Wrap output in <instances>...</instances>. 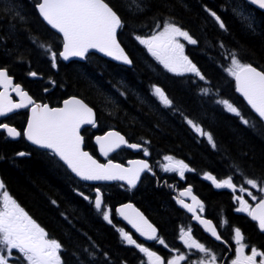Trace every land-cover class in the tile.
I'll use <instances>...</instances> for the list:
<instances>
[{
    "label": "trees",
    "instance_id": "obj_1",
    "mask_svg": "<svg viewBox=\"0 0 264 264\" xmlns=\"http://www.w3.org/2000/svg\"><path fill=\"white\" fill-rule=\"evenodd\" d=\"M37 1L0 0V54L17 76L36 72L42 77L38 82L51 81L60 96L73 92L90 101L97 99L100 110L109 118L104 120L107 126H115L129 139L144 143L155 155L185 160L194 174L231 176L235 183L248 178L264 180V123L237 95L233 78L224 71L230 65L227 54L231 51H236L242 62L264 71V12L244 0H142V11H129L128 0H106L124 22L118 38L133 66H121L90 54L85 62L58 60L55 72L50 53L40 45H51L52 51L57 52L61 38L40 19L35 9ZM238 5L255 17L254 32L232 11ZM206 9L221 16L227 31L219 28ZM170 18L198 41L195 45L185 43L184 52L205 76L204 81L194 74L180 76L159 68L155 71L149 65L144 46L135 37L150 35L156 30L157 21ZM221 43L224 47H220ZM152 85L164 90L173 101L172 107L161 106L153 98ZM205 87L212 94L202 95L200 89ZM220 98L237 106L250 124L242 123L215 103ZM185 117L210 132L216 147L195 133ZM14 149L12 143H0V178L48 237L62 245V264H142V252L121 238L119 229L127 232L128 228L110 226L76 192L74 178L64 168L32 152L29 156H16ZM104 189L105 204L112 208V223L121 221L114 207L132 199L147 209L161 228L173 232L178 213L163 192L149 187L137 199L131 198L118 183ZM223 195L216 196L225 199ZM219 203L213 198L209 204L214 211ZM10 264H23L15 250Z\"/></svg>",
    "mask_w": 264,
    "mask_h": 264
},
{
    "label": "snow or ice",
    "instance_id": "obj_2",
    "mask_svg": "<svg viewBox=\"0 0 264 264\" xmlns=\"http://www.w3.org/2000/svg\"><path fill=\"white\" fill-rule=\"evenodd\" d=\"M247 4L256 6L264 11V0H245ZM129 11H142V0H128L127 5ZM40 15L55 30L62 34L63 50L59 53L52 51L51 45H43L46 52L51 55L53 66L57 56L68 60L70 57L85 58L90 50H98L108 57L121 62L125 65H131L133 61L126 54L117 39V31L124 27L120 15L106 2V0H39L36 4ZM210 16L218 24L219 28L227 31V27L221 16L216 11L206 9ZM234 14L239 17L242 24L250 31L254 32L255 17L248 13L243 5H238L232 9ZM17 17L22 19L20 14ZM154 30L147 36H136V40L140 44L146 46L148 53L163 66L168 72L183 76L185 74H194L199 80L204 81L206 78L197 68V66L184 53L185 44L181 42V38L188 44H197L198 41L180 26L174 19L157 21ZM220 47H224L223 43ZM230 65L224 68V71L234 79L235 88L246 100L253 113L264 122V71L258 70L251 63H244L240 60L236 51L227 54ZM36 76V73H31ZM0 85L7 90L12 85V78L8 75L6 69L0 68ZM12 90L20 96V102H13L7 91L0 92V117H5L14 109H20L32 105V115L28 120L27 128L23 135L34 145L49 150L74 173L77 177L84 181H110L121 180L127 181L130 187H135L137 180L140 178L141 172L151 168L147 161L138 160L131 161V167H124L120 164H114L109 161L102 164L94 159L89 153L81 148L83 138L80 135V127L83 124L95 126V118L93 109L85 104L82 100L72 97L64 101L63 107L50 108L48 105L34 104L32 98L24 92L19 84H16ZM153 95L165 107H172L173 101L165 94L164 90L156 85L151 86ZM200 92L204 96L212 94V90L205 87ZM123 95V93H121ZM215 103L222 105L223 108L239 117L242 123L248 125L250 121L246 119L239 108L231 103L228 99H217ZM187 124L202 137H206L207 141L213 148L216 144L210 132L205 131L198 123L185 117ZM254 126V125H253ZM0 130L6 132L7 137L16 138L21 135L15 127H10L7 123H0ZM97 143L100 144V151L107 156L110 151H114L122 144L130 148L141 149L140 144H128V142L116 132H108L104 136L96 137ZM145 155H148L147 148L142 149ZM18 155H25L21 152ZM168 164L164 165V171L177 172L181 178L184 177L185 171H192L183 160H177L172 156H165ZM205 179L210 181L216 188H227L233 191L237 190V185L233 183V177L227 179H218L211 173H204ZM244 184L250 185L253 189H259L264 193V180L245 179ZM244 184L239 186L241 193L247 192L253 201L258 198ZM4 185L0 182V189ZM79 195L83 199L93 204L96 212L100 214L105 221L112 223L111 210L104 205L103 194L99 188L95 189L94 200L90 196H86L83 192ZM180 196H191L192 201L196 205L185 203L183 199L177 202L188 212L192 213V218L201 224H204L207 230L217 240L221 239L215 226L211 220H205L197 214L204 211V205L192 195L191 187L184 189ZM235 200L239 203L236 208L237 212L247 213L252 220L258 221L259 229L264 231V197L260 198L255 208H252L244 197L236 196ZM55 203V201H53ZM132 205H122L116 209L119 215L129 222L147 239L157 241L161 245H165L163 239L156 234V229L144 219L143 215L138 211L135 212V218H130L127 214L128 209H132ZM225 223H227L225 221ZM121 238L129 245H135L140 252L146 253L149 264H180L182 261H188L189 257L179 250L176 256L171 259L157 255L156 252L150 251L149 248L138 244L133 237L123 228L119 229ZM179 239L183 241L184 246L188 250H196L199 253L208 254L207 258H201L194 264H216L217 256L211 252L204 244L192 237L191 227L185 231L180 229ZM234 240L237 245L235 249V258L231 264H264V251L258 250L256 247L250 248V254H244L245 248L249 246L244 243V236L240 228L234 229ZM167 247V245H165ZM15 252L20 254L23 264H62L59 255L62 245L56 239H50L48 233L41 227L10 195L7 191L3 192L0 197V264H10ZM257 257L260 259L257 260Z\"/></svg>",
    "mask_w": 264,
    "mask_h": 264
},
{
    "label": "flooded vegetation",
    "instance_id": "obj_3",
    "mask_svg": "<svg viewBox=\"0 0 264 264\" xmlns=\"http://www.w3.org/2000/svg\"><path fill=\"white\" fill-rule=\"evenodd\" d=\"M59 50L57 51V53L59 52ZM1 56L2 55L0 54V68L7 70L8 75L12 78V85L9 86L7 90L4 88L3 85H0V92L7 91V94L11 97L12 101L17 103L20 101V96L16 92H14L12 88L16 84H19L21 89L24 92H27L32 97L34 104H48L50 107L61 106L63 100L68 97H77L81 99L84 103H86L90 108L93 109L95 118V126L85 124L80 128V135L83 138L84 149L88 150L95 158H97L101 162H105L106 160H113L122 164H127L128 161L132 159L147 161L151 168V171L145 170L142 173L140 181L136 185V187L122 185L124 190L129 193L131 198L140 199L139 194H141V192H143L145 189L149 187L158 189L159 191L163 192L166 197H168L172 205L176 208V212L178 213L177 219L174 224L173 232L169 233L164 228L160 227L161 225L159 224V222L152 216V214L147 209L146 211L143 210L132 199L123 201H132L144 212L147 218L156 226L157 236L164 240L165 245H167V247H165V245H161L157 241H144L140 239L139 236H137L128 227L129 225L123 222V220L115 211V207L123 202H120L114 207V212L121 221L119 223H109L110 226H126L128 228L127 232L132 237H137L138 241L134 237L133 239L136 240L138 244H142L144 247L149 248L150 251L156 252L157 255L165 258V260L171 259L173 256L177 255V252L173 251L174 249L185 253L186 255H188L189 260L182 261L180 262V264H194V262H197L201 258H207L208 256V254L206 253H199L196 250H188L184 246L183 241L179 239L181 228H184L185 231H187L188 228L191 227L192 237L198 240L200 243L204 244L208 249L211 250L213 254L217 256L216 264H231L232 259L235 258V249L237 245L234 240V229L236 227L240 228L244 236V243L249 246L248 248H245L244 254H250V248L253 246L256 247L258 250L264 251V232L259 229V225L255 221H253L247 213L236 211V208L240 206L239 203L235 200L236 196L242 195L244 199L248 201L252 208L256 206L258 200L261 198H258L257 201H250L251 199L249 198L247 193H241L239 191V186L244 184V181L241 183H235L233 181V183L237 185V190L233 191L227 188H216L210 181L205 179L203 174H194L193 170H186L184 177L181 178L177 172L164 171V165L169 163L168 161L164 160V157L171 155H155L151 153L150 148H148V146H146L144 143L142 144V148L138 150H132L123 145L117 151L111 153L110 155L101 156L99 153V145L97 144L96 137H102L109 130L116 129L125 137V140L128 143H135L136 141L129 139L128 136L124 134L121 130H119L117 127L107 126L106 123H104V120L107 119L108 116L103 110H100L101 103L97 99L95 101H90L89 98L85 95L73 92L68 93L64 96H60L57 94V92H55V84L51 83V81L49 82L45 80L38 82V80L42 77L36 72V76L31 75V73L33 72L29 73L27 76H25L24 73H19L17 76V74L13 70L9 69L8 63L4 62ZM49 60L53 70L56 72L57 69L53 66L51 56L49 57ZM57 61L58 60H56V62ZM158 103L161 106H164L162 103H160V101ZM31 107L32 105H29L28 107L14 110L8 113L5 117H0V123H7L10 127H15L18 131L21 132V135L19 137L10 138L7 137L6 132L4 130H0V143L4 144L5 146L10 145L12 143L15 147L13 151H15L14 155L16 156H21L18 155L21 152L25 153V155L23 156H29L32 152L34 154L43 156L46 160L57 165L60 169L63 170L64 168V171L74 178L73 187L76 186V192L78 194L80 192H83L86 196H90L94 200L95 189L99 188L103 192L104 205L110 210H112L109 205L105 204L106 199L104 197V186L106 185L90 184L80 181L78 178H76L73 174L69 172V170L58 159L57 156H55L47 149L33 146L31 142L26 138V136L23 135L24 130L27 128ZM143 148H147L148 155H145L144 151L142 150ZM174 158L177 160H182L176 157ZM183 161L186 163L185 160ZM227 178L228 177H221L218 179ZM2 183L4 185L3 189L9 192L4 182ZM244 186L248 189L250 188L249 185L244 184ZM188 187H191L192 195L196 196L197 199L201 201L204 205V211L199 212V210L197 209V214L200 215L203 219L211 220L213 222L214 226L218 231V234L221 236L220 240H217L215 237L208 234L202 226H200L194 221V219L192 218L193 214L189 213L187 209L183 208L177 202L178 199H183L185 203L193 204V206L196 207V205L191 199V196H180V193ZM1 192L2 189H0V193ZM220 193H224L223 197L225 196V199L216 196ZM213 198L217 201H220L218 207L214 211L209 204L210 201L213 200ZM88 203L90 202L88 201ZM237 217H241L242 219H238ZM225 221L227 223H225ZM143 259H145L146 264H149V259L146 253H144ZM259 259L260 258L257 257V260Z\"/></svg>",
    "mask_w": 264,
    "mask_h": 264
},
{
    "label": "water",
    "instance_id": "obj_4",
    "mask_svg": "<svg viewBox=\"0 0 264 264\" xmlns=\"http://www.w3.org/2000/svg\"><path fill=\"white\" fill-rule=\"evenodd\" d=\"M39 2V1H38ZM37 4V3H36ZM251 6H253V5H251ZM253 7H255L257 10H260V9H258L256 6H253ZM35 9H36V11H37V14L39 15V17H40V19L44 22V24L48 27V28H50L53 32H55V33H57L59 36H60V38H61V40H62V45H61V49H60V51H62L63 50V37H62V34L61 33H59L57 30H55V29H53L52 27H51V25H49L48 23H47V21H45L44 19H43V17L40 15V13H39V10H38V8H36V5H35ZM260 11H262V10H260ZM262 12H264V11H262ZM119 15V14H118ZM119 30L120 29H118V31H117V39H118V41L120 42V40H119V38H118V32H119ZM120 45H121V47L125 50V52H126V54L129 56V58L132 60V58H131V56L129 55V53L127 52V50L125 49V47L123 46V44L120 42ZM59 51V52H60ZM90 53H94V54H97V55H99V56H101V57H103V58H105L106 60H109V61H111V62H114V63H116V64H119V65H123V66H125V67H129V68H131L132 66H133V63L131 64V65H125V64H122L121 62H119V61H116V60H114L112 57H108L107 55H105L104 53H100L98 50H90L89 51V53L88 54H90ZM87 54V55H88ZM87 55H86V57H87ZM86 57L85 58H80V57H70L68 60H64L62 57H59L60 58V60L61 61H63V62H66V63H68V62H70V61H73V60H75V61H81V62H84V61H86ZM133 61V60H132ZM253 65V64H252ZM254 67H256L258 70H261V69H259L257 66H255V65H253ZM262 71V70H261ZM233 81H234V79H233ZM234 85H235V81H234ZM235 90H236V88H235ZM27 93V92H26ZM236 93H237V95L244 101V103L250 108V106L247 104V102H246V100H245V98L240 94V93H238L237 91H236ZM28 94V93H27ZM28 96H30L29 94H28ZM31 97V96H30ZM32 98V97H31ZM70 98H72V97H68V98H66V99H64L63 100V102H62V105L61 106H56V107H50L48 104H46V105H48L50 108H60V107H63V105H64V101L65 100H68V99H70ZM77 98V97H76ZM77 99H79V98H77ZM79 100H81V99H79ZM32 101H33V99H32ZM20 102V101H19ZM19 102H17V103H19ZM37 104H39V103H37ZM86 104V103H85ZM41 105V104H40ZM32 108V107H31ZM21 109V108H20ZM14 110H17V109H14ZM13 110V111H14ZM251 110V109H250ZM252 111V110H251ZM253 112V111H252ZM254 114V113H253ZM31 115H32V112H31V109H30V115H29V118L31 117ZM256 116V115H255ZM257 117V116H256ZM264 123V122H263ZM83 125H85V124H83ZM83 125H81V127L83 126ZM80 127V128H81ZM80 131V130H79ZM108 132H116V133H119L117 130H109ZM108 132H106V133H108ZM120 134V133H119ZM121 135V134H120ZM104 136V135H103ZM121 136H123V135H121ZM82 137V136H81ZM124 137V136H123ZM125 139V138H124ZM31 142V141H30ZM31 144L32 145H34L32 142H31ZM98 145H99V153H100V155L101 156H105V155H103L102 153H101V151H100V144L99 143H97ZM130 144V143H129ZM132 144H139V143H132ZM141 145V144H140ZM34 146H37V145H34ZM121 146H123V144L121 145ZM120 146V147H121ZM127 146V145H126ZM37 147H39V146H37ZM120 147H118V148H116L114 151H110L109 153H108V155H110L111 153H113V152H115V151H117ZM128 147V146H127ZM41 148V147H40ZM81 148H82V150L83 151H85V152H87V153H89V155H91L94 159H96L97 161H99L97 158H95L88 150H85L84 149V147H83V142H82V144H81ZM128 148H130V147H128ZM44 149V148H43ZM131 149H133V150H138V149H135V148H131ZM59 158V157H58ZM61 161V160H60ZM109 161H111L112 163H114V164H120V165H123L124 167H131L132 165L130 164V162L131 161H138V160H130L129 162H128V164L127 165H124V164H121V163H119V162H115V161H113V160H107L106 162H101V161H99L100 163H102V164H107ZM63 162V161H62ZM64 163V162H63ZM65 165V164H64ZM66 166V165H65ZM67 167V166H66ZM67 169H68V167H67ZM69 170V172L70 173H72L71 172V170L70 169H68ZM144 172V171H143ZM143 172H141V174H140V178H141V175H142V173ZM76 178H78L79 180H81L79 177H77L74 173H72ZM140 178H139V180H137V182H136V185L138 184V182L140 181ZM81 181H83V182H86V183H90V184H99V183H114V182H121V183H124V184H126V185H128L127 184V181H121V180H110V181H105V180H101V181H84V180H81ZM136 185H135V187H136ZM129 186V185H128ZM101 191V190H100ZM101 193L103 194V192L101 191ZM128 204H130V205H132L133 207H132V209H128L127 210V214L129 215V217L130 218H135V212H139V213H141L142 215H143V217H144V219L145 220H147V222L149 223V224H151L155 229H156V226L147 218V216L141 211V209H139L132 201H125V202H123V203H121V204H119V205H117L116 207H115V211H116V209H118V208H120L122 205H128ZM256 207V206H255ZM254 207V208H255ZM117 213V212H116ZM190 213V212H189ZM118 215H119V213H117ZM192 214V213H191ZM119 217L123 220V222H125V223H127L129 226V228L133 231V232H135L142 240H145V241H147V240H149V239H147V237L146 236H143V235H141V233L137 230V228L136 227H134L133 226V224L132 223H130L129 222V219H125L123 216H121V215H119ZM252 219V218H251ZM205 220H207V219H205ZM196 223H198L200 226H202L204 229H205V231L208 233V234H210L211 235V233L207 230V228H206V226L204 225V224H201V223H199L198 221H196V220H194ZM254 221V220H253ZM257 224H258V221H255ZM212 225L214 226V224H213V222H212ZM264 232V231H263ZM156 233H157V229H156Z\"/></svg>",
    "mask_w": 264,
    "mask_h": 264
},
{
    "label": "rangeland",
    "instance_id": "obj_5",
    "mask_svg": "<svg viewBox=\"0 0 264 264\" xmlns=\"http://www.w3.org/2000/svg\"><path fill=\"white\" fill-rule=\"evenodd\" d=\"M156 30H157V29H156ZM151 33H152V32H151ZM181 42L184 43V44H185V43L187 44V42L184 41L182 38H181ZM143 46H144V45H143ZM144 49H145V51H146V53H147L148 62L150 63L149 65H150L151 67H153V68L155 69V71H158V68H159V69H161V70H164V71L168 72L166 69L163 68V66H162L161 64H159V63L155 60L154 57L151 56L150 53H148V51H147V49H146V46H144ZM135 54L137 55V53H135ZM169 73H171V72H169ZM120 90H121V89H120ZM153 98L159 102L158 98H157L155 95L153 96ZM160 103H161V102H160ZM249 186H250V185H249ZM249 190H250L254 195H256L257 198H260V197L264 196V193L260 192L259 189H253V188H251V186H250ZM4 191H6V190L2 189V192L0 193V197H2ZM8 193H9V192H8ZM245 193H247V192H245ZM9 195H10V194H9ZM249 198L251 199L250 196H249ZM250 201H253V200L251 199ZM143 255H144V253H143ZM148 261H149V260H148ZM141 263H142V264H146V263H145V259H143V261H142Z\"/></svg>",
    "mask_w": 264,
    "mask_h": 264
},
{
    "label": "bare ground",
    "instance_id": "obj_6",
    "mask_svg": "<svg viewBox=\"0 0 264 264\" xmlns=\"http://www.w3.org/2000/svg\"><path fill=\"white\" fill-rule=\"evenodd\" d=\"M38 2V1H37ZM159 79V78H158ZM152 81V80H151ZM158 82V81H157ZM151 83V82H150ZM156 83V82H155ZM148 89H149V87H148ZM150 91V90H149ZM149 93V92H148ZM151 96H152V94H151ZM154 96V95H153Z\"/></svg>",
    "mask_w": 264,
    "mask_h": 264
}]
</instances>
